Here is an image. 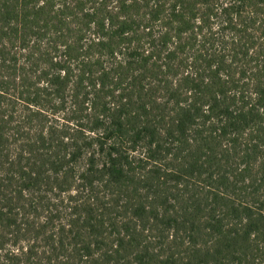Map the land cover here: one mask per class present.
<instances>
[{
  "label": "trees",
  "instance_id": "16d2710c",
  "mask_svg": "<svg viewBox=\"0 0 264 264\" xmlns=\"http://www.w3.org/2000/svg\"><path fill=\"white\" fill-rule=\"evenodd\" d=\"M0 264H264V0H0Z\"/></svg>",
  "mask_w": 264,
  "mask_h": 264
}]
</instances>
